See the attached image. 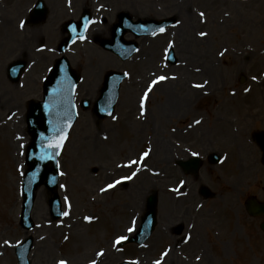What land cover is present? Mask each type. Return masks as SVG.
Returning a JSON list of instances; mask_svg holds the SVG:
<instances>
[{"label": "rangeland", "instance_id": "obj_1", "mask_svg": "<svg viewBox=\"0 0 264 264\" xmlns=\"http://www.w3.org/2000/svg\"><path fill=\"white\" fill-rule=\"evenodd\" d=\"M35 2L0 0V264H18L15 248L29 235L35 240L31 264L61 259L67 264L90 259L153 264L166 250L162 264H264V217L251 216L244 207L248 195L264 199L262 150L254 140L255 132L264 130V0H45L47 19L20 28ZM83 4L93 21L85 39L65 53L81 79L75 95L78 119L59 157L63 174L56 187L69 215L51 216L49 191L42 184L32 211L36 226L27 230L20 224L27 102L42 99L43 79L67 36L61 34L62 23L78 22L86 11ZM129 13L134 20L172 18L175 23L163 33L128 35L139 50L123 60L103 48L102 41L112 37L118 15ZM201 31L207 36L200 37ZM171 51L174 63L168 60ZM19 59L28 67L12 84L6 69ZM110 71L128 75L115 114L100 119L93 107ZM153 74L176 79L153 88L141 116L139 98ZM86 99L90 105L83 109ZM15 109L20 111L9 118ZM149 149L147 161L123 167ZM214 152L229 164H211L208 157ZM192 153L202 158L197 174L174 163L176 156L188 160ZM133 172L129 183L99 191ZM180 181L186 182L182 191L186 187L188 195L175 198L169 188ZM202 185L214 196L205 198ZM152 191L159 198L155 231L142 246L114 248L116 236L128 237L133 233L128 228L140 225ZM85 216L95 219L88 223ZM101 249L104 255L97 257Z\"/></svg>", "mask_w": 264, "mask_h": 264}, {"label": "water", "instance_id": "obj_2", "mask_svg": "<svg viewBox=\"0 0 264 264\" xmlns=\"http://www.w3.org/2000/svg\"><path fill=\"white\" fill-rule=\"evenodd\" d=\"M144 23L139 22L136 24L138 35L153 32L158 28L157 25L148 27L149 25H145ZM125 43L120 38L115 39L113 44H106V46L122 55L123 58H127L138 49V45L130 42ZM22 67L21 65L20 68ZM10 72L14 76L18 71H14V68L11 67ZM125 77L126 75L120 72H111L106 76L101 96L95 104V112L100 118L111 116L114 113L119 98L120 84ZM78 82L79 77L71 69L66 58L59 60L58 65L45 82L43 101L32 106L29 116V128L33 138L28 150V169L24 177V202L21 217L22 224L28 228L33 226L30 214L34 205L36 189L40 185L45 184L51 192H55L58 185V155L48 150L47 144L50 139L55 138L61 131L66 133L67 136L71 126L75 122L77 113L74 92ZM83 105L88 107V102L85 101ZM257 139L264 155V133H261ZM41 157L44 158L41 159ZM51 206L54 217L62 214L57 194L51 201ZM249 211L251 214H264V203H250ZM156 215L157 196L152 195L148 200V210L143 218L142 226L136 236L131 238L132 241L142 244L151 235L156 225ZM262 228L264 229V222L262 223ZM31 247L32 238H28L17 248L16 252L20 264H30L28 254ZM122 264L129 263L124 262Z\"/></svg>", "mask_w": 264, "mask_h": 264}, {"label": "snow or ice", "instance_id": "obj_3", "mask_svg": "<svg viewBox=\"0 0 264 264\" xmlns=\"http://www.w3.org/2000/svg\"><path fill=\"white\" fill-rule=\"evenodd\" d=\"M69 2H70V0H69ZM199 16H200L201 20H203V18H204V16H205V13H204V12H200V13H199ZM88 23H89V22L86 20V21H85V25H84L85 28L88 27ZM23 27H24V22L21 21V22H20V28H23ZM164 31H165L164 28H160V29H159V32H161V33H163ZM198 35H199L200 37H206V36H207V33L201 31V32L198 33ZM80 39H85V37L81 36ZM172 46H173V44L170 42V44H169V48H171ZM39 50H40V51H43L42 48L39 49ZM167 51H168V49H165V53H167ZM226 51H227V49H225L224 51L220 52V55L223 56V55L225 54ZM166 58H167V56H166ZM197 71H199V69H197ZM125 75L127 76L128 73H125ZM153 75H154V78L151 79L150 82L146 85V88H145V90L143 91V94H142V95L140 96V98H139V109H140V115H141V116H144V115H145V112H146V101L148 100L149 94L152 92L153 88H154L156 85H158L160 82L166 81V80H168V79H176V77H174V76H173V77H168V76H166V75H158V76L155 75V74H153ZM252 79L255 80L256 77L253 76ZM207 83H208L207 81L204 82V84H207ZM204 84H196V85H194V87H196V88H203V87H204ZM245 91H248V89H245ZM233 94H234V93H233ZM10 118H11V117H10ZM113 119H115V117H113ZM195 123H196V124H199L200 121L197 120V121H195ZM66 138H67L66 133H64L63 131H61V132H60L55 138L50 139V140L48 141L47 149L50 150V151H52L55 155H59V152H60V150L62 149L63 144H64V141L66 140ZM104 139H107V137L105 136ZM150 151H151V149L142 152V153L140 154L139 160H133V161H130L128 164L123 165V167H132L133 165L139 164L141 161H143L146 157L149 156ZM192 155H193V156H196V155H198V154H197V153H192ZM43 158H44V157H41V159H43ZM61 174H63V173H61ZM136 174H137L136 172H133L131 176L123 177V179H128V180H130V179H132V177H134ZM120 183H121V180H120V179H115V180H113L112 182L107 183L105 187H101V188L99 189V191H100L101 193H105V192H107V191L110 190V189H114V188H115L117 185H119ZM183 183H184V182L181 181V184H183ZM61 187H64V185H61ZM173 191H177V192H179L180 189H179V188H177V189H173ZM65 200H66V202H67V198H65ZM69 207H70V204H69ZM62 215H64V216H68V215H69V212L65 211V212L62 213ZM83 219H84L85 221H87L88 223H91V222L95 219V217H93V216H85V217H83ZM132 231H134L133 228H131V227L128 228V232H132ZM64 239L67 240L68 237L65 236ZM127 239H128L127 236L118 235V236H116V237L114 238V240L112 241V246H113L114 248H117V249H118V246L121 245V243H122L123 241L127 240ZM187 239H191V237L189 236V237H187ZM4 243L7 245V244H9L10 242L6 240ZM118 250H119V249H118ZM95 255H96L97 257H102V256L104 255V251H103V249L97 251V252L95 253ZM167 255H168V251L166 250L165 252L161 253V259H157V260H155V261L153 262V264H162V259H163V257H166ZM199 259H200V257H197V260H199ZM57 264H67V261L64 260V259H61V260H58V261H57ZM88 264H98V261H97L96 259H90L89 262H88ZM130 264H138V262H135V261H134V262H130Z\"/></svg>", "mask_w": 264, "mask_h": 264}, {"label": "flooded vegetation", "instance_id": "obj_4", "mask_svg": "<svg viewBox=\"0 0 264 264\" xmlns=\"http://www.w3.org/2000/svg\"><path fill=\"white\" fill-rule=\"evenodd\" d=\"M39 0H36V2H38ZM44 1V3L46 4V2H45V0H43ZM85 4V3H84ZM82 5V6H84V9L86 10V6L85 5ZM46 6H47V8H48V5L46 4ZM48 12H49V8H48ZM84 12H89L88 10H86V11H84ZM118 17H119V15H118ZM118 17H117V19H118ZM116 19V20H117ZM103 20H104V18H103ZM67 22L68 21H66V23L65 22H63L62 23V28H61V34L62 33H64V34H67ZM58 49V48H57ZM6 77H7V79H8V81L10 82V83H12V84H16V82H14V81H11L10 80V78L8 77V74H6ZM16 89H18V86H16L15 87ZM0 103H1V101H0ZM13 107H17V103L13 106ZM2 110H3V108H2ZM220 155V154H219ZM210 156V155H209ZM168 158V157H167ZM166 158V159H167ZM165 159V160H166ZM178 159H180V157L179 156H176V160H175V162L174 163H176L178 166H179V164H178ZM208 161H209V157H208ZM227 158H225L224 156H222V155H220L219 156V163L218 164H225V165H228L229 164V162L227 161ZM210 162V161H209ZM211 163V162H210ZM170 164H171V162H170ZM170 164H168L167 166H169ZM211 164H213V163H211ZM224 165V166H225ZM180 167V166H179ZM181 168V167H180ZM182 169V168H181ZM183 170V169H182ZM166 176H170V175H168V174H166ZM183 182H185V181H183ZM184 185H186V183L184 184ZM184 185H183V187H184ZM172 188H175V185H172L171 186ZM183 187H182V189H183ZM182 189H181V187H180V191L179 192H175V194H174V197L176 198H181V197H186L187 195H188V192L187 193H184L185 191H186V187H185V191H182ZM201 189V188H200Z\"/></svg>", "mask_w": 264, "mask_h": 264}, {"label": "bare ground", "instance_id": "obj_5", "mask_svg": "<svg viewBox=\"0 0 264 264\" xmlns=\"http://www.w3.org/2000/svg\"><path fill=\"white\" fill-rule=\"evenodd\" d=\"M165 152L167 153V150H165ZM145 161H147V160H145ZM144 184H146V182L144 181Z\"/></svg>", "mask_w": 264, "mask_h": 264}]
</instances>
